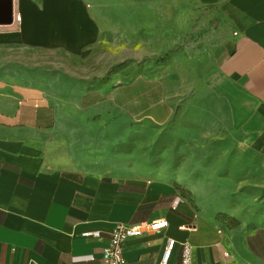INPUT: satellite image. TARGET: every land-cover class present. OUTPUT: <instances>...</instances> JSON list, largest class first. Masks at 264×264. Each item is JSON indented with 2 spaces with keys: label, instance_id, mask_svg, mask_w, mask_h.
I'll use <instances>...</instances> for the list:
<instances>
[{
  "label": "crops",
  "instance_id": "obj_1",
  "mask_svg": "<svg viewBox=\"0 0 264 264\" xmlns=\"http://www.w3.org/2000/svg\"><path fill=\"white\" fill-rule=\"evenodd\" d=\"M11 3V22L0 24V264H101L116 223L157 219L167 225L125 241L127 264H158L168 237L167 264H178L181 242L191 264H264V0ZM110 21L187 40L168 51L165 72L92 89L47 81L48 56L89 53ZM180 107L205 138L198 165L231 167L219 181L236 193L206 189L204 177L193 202L171 179L129 169L113 145L128 120L163 125ZM227 197L237 200H204ZM218 204L236 229H217ZM244 230L254 231L245 242Z\"/></svg>",
  "mask_w": 264,
  "mask_h": 264
},
{
  "label": "rangeland",
  "instance_id": "obj_2",
  "mask_svg": "<svg viewBox=\"0 0 264 264\" xmlns=\"http://www.w3.org/2000/svg\"><path fill=\"white\" fill-rule=\"evenodd\" d=\"M107 24L110 29L102 31L98 42L89 53L48 56L47 81L56 76L60 81L63 78L66 82L84 79L83 86L92 89L98 87L101 82L113 85L127 82L137 74L165 72V63L172 56L168 51L181 46L184 40H187L181 37L141 36L136 34L132 27L123 32L119 29V22L110 21ZM55 63L58 66L62 63V69H51ZM37 75L38 70L31 69V76ZM126 131V140L113 142V145L116 144L120 153L124 154L129 169L135 165L136 170L171 179L177 193L193 202L199 200L200 179L204 177L213 179L203 182L206 189L218 190L230 196L236 193L232 182L219 181L229 177L231 167L198 165L199 157H206V151L200 149L204 147L205 138L199 133L198 122L188 115L184 107L176 110L174 117L163 125L146 120H128ZM243 175L245 180V174ZM204 200L213 205L224 201L232 204L237 199L227 197ZM261 200L262 198L258 199ZM218 205L215 218L220 225L217 229L222 232L236 229L238 222L230 215V208ZM253 232L241 231L242 241L245 242L247 234ZM173 254L174 251L171 257Z\"/></svg>",
  "mask_w": 264,
  "mask_h": 264
},
{
  "label": "built area",
  "instance_id": "obj_3",
  "mask_svg": "<svg viewBox=\"0 0 264 264\" xmlns=\"http://www.w3.org/2000/svg\"><path fill=\"white\" fill-rule=\"evenodd\" d=\"M167 225L164 219L138 224L116 223L108 233L107 244L102 248L101 264H127L124 258V244L128 238L137 237L145 231H156ZM83 236L99 237V231L83 232ZM176 241L168 237L165 241L163 254L158 264H167ZM191 246L188 242L179 243L178 264H191Z\"/></svg>",
  "mask_w": 264,
  "mask_h": 264
},
{
  "label": "water",
  "instance_id": "obj_4",
  "mask_svg": "<svg viewBox=\"0 0 264 264\" xmlns=\"http://www.w3.org/2000/svg\"><path fill=\"white\" fill-rule=\"evenodd\" d=\"M12 3L11 0H0V24L11 22Z\"/></svg>",
  "mask_w": 264,
  "mask_h": 264
},
{
  "label": "trees",
  "instance_id": "obj_5",
  "mask_svg": "<svg viewBox=\"0 0 264 264\" xmlns=\"http://www.w3.org/2000/svg\"><path fill=\"white\" fill-rule=\"evenodd\" d=\"M170 52H172V50Z\"/></svg>",
  "mask_w": 264,
  "mask_h": 264
}]
</instances>
